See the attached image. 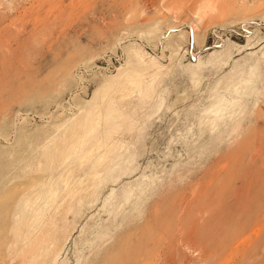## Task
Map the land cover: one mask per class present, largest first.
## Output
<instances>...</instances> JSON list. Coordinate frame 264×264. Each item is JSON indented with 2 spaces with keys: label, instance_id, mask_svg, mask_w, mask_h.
I'll return each mask as SVG.
<instances>
[{
  "label": "rangeland",
  "instance_id": "374dc122",
  "mask_svg": "<svg viewBox=\"0 0 264 264\" xmlns=\"http://www.w3.org/2000/svg\"><path fill=\"white\" fill-rule=\"evenodd\" d=\"M0 264H264V0H0Z\"/></svg>",
  "mask_w": 264,
  "mask_h": 264
}]
</instances>
